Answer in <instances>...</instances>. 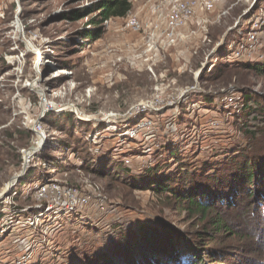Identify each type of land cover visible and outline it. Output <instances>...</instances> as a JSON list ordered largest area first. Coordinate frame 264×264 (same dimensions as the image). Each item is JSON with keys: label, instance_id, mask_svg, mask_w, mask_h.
Returning <instances> with one entry per match:
<instances>
[{"label": "rangeland", "instance_id": "rangeland-1", "mask_svg": "<svg viewBox=\"0 0 264 264\" xmlns=\"http://www.w3.org/2000/svg\"><path fill=\"white\" fill-rule=\"evenodd\" d=\"M97 1L0 0V263L24 257L22 264H82L84 253L137 232L129 205L198 241L199 218L188 220L172 197L148 191V184L180 166L199 172L223 161L220 152L242 141L237 122L246 120V93L264 107V77L243 71L206 80L264 0H222L205 24L196 19L180 28L169 48L159 38L150 47L145 31L125 29L129 17L142 25L153 17L147 0H134L127 17L83 40L80 33L98 18ZM204 99L218 111L209 118L201 116L209 108ZM182 153L189 159L180 161ZM42 186L62 195L71 190L73 199L40 204ZM18 238L28 239L27 251L16 249ZM241 238L239 249L259 246ZM225 240L210 244L231 242ZM43 247L49 256L40 255ZM200 254L201 264H210Z\"/></svg>", "mask_w": 264, "mask_h": 264}, {"label": "trees", "instance_id": "trees-1", "mask_svg": "<svg viewBox=\"0 0 264 264\" xmlns=\"http://www.w3.org/2000/svg\"><path fill=\"white\" fill-rule=\"evenodd\" d=\"M133 1H97L92 9L98 12V18L89 21L90 27L80 33L82 39L91 41L99 38L102 34L100 26L127 17ZM86 12L90 10L86 9ZM80 16L81 13H70L74 20ZM221 55L216 67L207 72V81L219 82L230 73L238 75L243 71L264 77V63L256 60L236 61L231 58V51L226 49ZM205 101L209 108H204L201 116L209 118L212 111H218L210 108L213 100ZM245 102L243 112L246 120L241 124L237 122L242 141H237L232 149L220 152V156L227 154L223 161H213L212 164L209 161L199 172L195 168L188 169L186 165L180 166L166 177L159 178V175L148 184V191L172 197L178 210L188 220L199 218L196 225L202 226V232L195 236L198 241L193 243L189 236L161 227L157 223L159 218L140 214L134 206L129 205L124 207L137 214L134 216L137 219V232L115 234L116 238H111L105 248L103 246L98 251L84 253L82 264H119L118 260H121V264H201L200 253L210 264H259L260 259H264V107L255 105L257 102L250 92L246 93ZM203 141L207 143L205 138ZM195 154L192 156L199 155ZM170 155L174 158L173 153ZM181 156L182 162L189 159L183 153ZM126 173L121 170L117 174L125 177ZM110 178H116V175ZM240 237L241 241L256 239L259 246L255 248L254 245L252 250L247 247L239 249L235 241ZM218 238L220 242L223 238L231 242L216 248L211 246L210 241ZM25 240L28 239L16 241L19 252L29 248ZM42 254L49 256L45 247L40 252ZM10 258L6 257L0 264L12 263Z\"/></svg>", "mask_w": 264, "mask_h": 264}, {"label": "built area", "instance_id": "built-area-1", "mask_svg": "<svg viewBox=\"0 0 264 264\" xmlns=\"http://www.w3.org/2000/svg\"><path fill=\"white\" fill-rule=\"evenodd\" d=\"M222 0H147L150 5V14L153 17L148 22L141 24L138 17H129L126 19L125 29L133 33L139 34L142 31L147 33L150 47H158L159 39L164 40V46L169 48L177 41L181 34L178 30L186 26L190 21L202 19V24L207 22V15L211 13ZM254 2L256 0H253ZM253 2V3H254ZM0 8V17L3 13ZM256 12L254 20H252L249 30L243 35H239V39L231 45V58L236 61L256 60L260 64L264 63V7L259 8ZM156 38V41H155ZM229 45V47H230ZM146 106H144L145 108ZM151 108V107H148ZM144 126L152 127L151 122L144 123ZM143 126V127H144ZM147 127V128H149ZM149 128V129H150ZM139 127L131 129L128 133L130 137H135ZM132 135V136H131ZM29 153L25 154V158H29ZM12 185H9L11 187ZM57 187L46 188L42 186L39 192V203H47L55 205L69 200V190L67 195H62ZM67 192V191H62ZM74 193V192H73ZM75 194V193H74ZM70 201V200H69ZM24 257L15 260L11 264H22ZM26 262H24L25 264Z\"/></svg>", "mask_w": 264, "mask_h": 264}, {"label": "bare ground", "instance_id": "bare-ground-1", "mask_svg": "<svg viewBox=\"0 0 264 264\" xmlns=\"http://www.w3.org/2000/svg\"><path fill=\"white\" fill-rule=\"evenodd\" d=\"M60 70H62V69H60ZM62 72H64V70H62V71H59L57 74H60V73H62Z\"/></svg>", "mask_w": 264, "mask_h": 264}]
</instances>
